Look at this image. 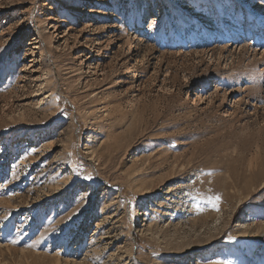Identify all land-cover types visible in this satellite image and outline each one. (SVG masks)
I'll return each mask as SVG.
<instances>
[{"label":"rangeland","instance_id":"obj_1","mask_svg":"<svg viewBox=\"0 0 264 264\" xmlns=\"http://www.w3.org/2000/svg\"><path fill=\"white\" fill-rule=\"evenodd\" d=\"M263 182L264 0H0V264H264Z\"/></svg>","mask_w":264,"mask_h":264},{"label":"bare ground","instance_id":"obj_2","mask_svg":"<svg viewBox=\"0 0 264 264\" xmlns=\"http://www.w3.org/2000/svg\"><path fill=\"white\" fill-rule=\"evenodd\" d=\"M30 62H32L31 60H30ZM36 152V150L34 149V148H32L31 149V153L33 154V153H35ZM93 158V157H92ZM250 166V165H249ZM248 167V166H247ZM264 183V182H263ZM260 186V185H259ZM263 188V187H262ZM249 196V195H248Z\"/></svg>","mask_w":264,"mask_h":264}]
</instances>
